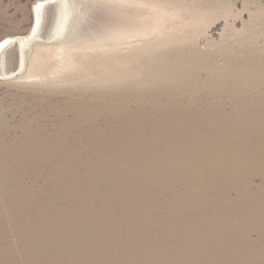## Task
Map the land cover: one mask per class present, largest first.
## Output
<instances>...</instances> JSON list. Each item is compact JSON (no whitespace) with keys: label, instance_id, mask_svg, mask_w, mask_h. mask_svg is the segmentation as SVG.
<instances>
[{"label":"rangeland","instance_id":"1","mask_svg":"<svg viewBox=\"0 0 264 264\" xmlns=\"http://www.w3.org/2000/svg\"><path fill=\"white\" fill-rule=\"evenodd\" d=\"M39 1L0 0V43ZM65 6L39 43L68 8L72 29L143 28V46L116 49L119 80L100 59L49 80L27 75L32 51L6 63L21 72L0 76V264H264V0Z\"/></svg>","mask_w":264,"mask_h":264},{"label":"bare ground","instance_id":"2","mask_svg":"<svg viewBox=\"0 0 264 264\" xmlns=\"http://www.w3.org/2000/svg\"><path fill=\"white\" fill-rule=\"evenodd\" d=\"M69 3L70 0H52V1L40 0L39 2L36 3L35 20L33 25L34 27L30 31V33L24 36L9 37L8 39L0 43V76L7 74L10 75V73L12 74L14 73L15 76L16 75L19 76L20 75L19 73L21 71H15V66H13L12 63L17 64L18 60H20L22 63L21 67H24V65L28 62V56L32 51L30 55L31 72H27V75L29 77L35 76L36 78L38 77L40 79L49 80L48 77L50 75H49V71H47L48 67L61 68V67H65V64H70V65L76 64L75 58L77 60L78 58H80L78 61L81 62L84 66L85 63L96 61L98 59L106 61L107 65H109L108 66L109 68L106 69V72L104 74V77L107 78L106 80L109 79L119 80V79H126L128 77L129 74L127 68L123 70L122 68L117 69L116 66L114 67L112 66L113 58H116L114 53L115 51H117L116 50L117 48L122 49L130 46L133 47L134 44L133 41L136 37H138L140 41V43L138 44H140V46H143V42H144V38L142 37L143 28L138 29V34H133L134 32L130 33V31H122L121 33L122 37H120V39L118 40L115 39L117 33H113V30L112 31L110 30L108 32V33H112L109 35H102V36H95L94 34L90 35L85 33V31L81 30V28L79 31L77 30V28L72 29L73 20L71 19V14H70L71 11L67 10L68 8L67 9L65 8L64 9L65 16L59 18L61 31L58 33L51 34L50 35L51 40L49 41L41 40V43L38 42L42 38L43 26L45 24L47 25V23L49 22L50 17L48 15L50 14L49 13L50 9L53 8V6L55 7L56 5L61 9L63 7H66L65 5H69ZM138 21H139L138 23H140V20ZM127 38L128 40H126ZM135 40H137V38ZM34 43H36V46L33 47L32 44ZM135 45H137V43H135ZM123 50L124 49H122V51ZM140 50H141L140 52L142 53L143 50L142 49ZM46 51H51L53 56L52 58L63 57L61 63L55 64L51 62L52 58L47 59ZM101 51L103 52L107 51L106 52L107 54L101 55ZM74 54H76L75 57ZM125 57H122V59L124 60ZM10 62H12L11 68L6 66V63L8 64ZM84 66H80V67L83 68ZM91 74L92 76H94V80H97L101 77V74L95 70L91 71ZM77 80L80 81V79ZM87 95L89 100L92 101L89 102L88 105H93L94 102L92 96L89 95V93Z\"/></svg>","mask_w":264,"mask_h":264}]
</instances>
